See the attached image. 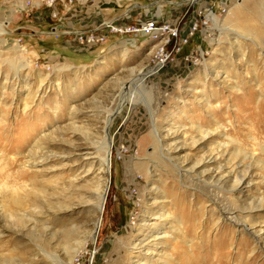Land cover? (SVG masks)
I'll return each instance as SVG.
<instances>
[{
    "label": "rangeland",
    "instance_id": "1",
    "mask_svg": "<svg viewBox=\"0 0 264 264\" xmlns=\"http://www.w3.org/2000/svg\"><path fill=\"white\" fill-rule=\"evenodd\" d=\"M68 2L0 0V264H264V0ZM94 14L169 22L180 38L165 48L180 50L157 65L161 39L109 34L88 45L78 34L100 26ZM196 125L210 133L194 141ZM109 141L94 238L102 200L78 202L96 187L98 164L87 169ZM219 145L224 171L251 167L242 192L233 176L216 186L195 165ZM238 217L260 234L236 230ZM157 234L159 253L146 252Z\"/></svg>",
    "mask_w": 264,
    "mask_h": 264
},
{
    "label": "bare ground",
    "instance_id": "2",
    "mask_svg": "<svg viewBox=\"0 0 264 264\" xmlns=\"http://www.w3.org/2000/svg\"><path fill=\"white\" fill-rule=\"evenodd\" d=\"M196 126H197L196 128H198V130L196 131V133L199 135V138H197L195 140V137L196 136H193L192 139L194 141H197L198 139H202L207 134L210 133L209 130H207V129L204 128V125L203 126L196 125ZM171 129L172 128H170V130ZM175 132H177V130H175ZM163 137H165V135ZM109 142L110 143H108V144L110 145V151H109L107 157H104V158L100 159L99 162L98 161L95 162V160H92V162H90V167L87 169L88 172H93L94 171V170H92L93 166L98 164V169L100 170V172L98 173V178H97V181L98 182L96 183V187L93 188L92 190H90V192H87L86 193V196L83 197V198H81L79 200V202H78V204H80V203L89 202L92 199H93V201L94 200L95 201H98L100 199L102 200V203L99 204V208H98V211L100 213V217L99 218H96L94 220L92 231H90L91 234L94 232V238H96L97 237V234H98L97 232H95V230L96 229H99V228L101 229V215L104 213V209H105V206H104L105 205V199H106V197L108 195L109 188H110V181L107 179V175L108 174L110 175L111 172H112V162H113L112 160H113V157H112V151H111L112 148L111 147L113 145V142L112 141H109ZM222 147H223V145H219L216 149H213L210 153H208L201 160H198L195 165H199L200 164L201 166H205V167L207 166V170H206L207 173H205L206 174L205 177L208 180H210L211 183L216 184V186H220V187H223L224 186L223 185V181H224L223 179H225L224 176L226 174L227 175L229 174V176H233L234 177V182H233V186H231L232 189L235 190V191L238 190L239 192H242L243 187H245L247 185V176L249 175V170H250L251 167L249 168V170L247 172H243V168H242L243 165H242V163H240L238 165L235 164V166H228L229 169L228 170L226 169L227 171L226 170L224 171L223 170L224 169V165L221 164V161H222V158H223L224 153L227 152V151H226V148L224 149ZM174 149H175L174 147L168 146L166 150H163L162 149V151H164L165 157L170 162H173L174 163V166H176L177 168H180L182 170V176L183 177L184 176H187V175L191 177L190 171L193 170V169L190 170L189 167L187 168V165L185 164L186 163L185 160L182 161V162H174V158H173L174 155H172V150L174 151ZM81 153L84 154V156L86 158H93L92 155L94 154L90 150L89 151L82 150ZM253 155L251 157L252 160H253ZM244 169H245V166H244ZM73 187H74V185H73ZM63 206H64L63 207V212H67V211H71V210L75 209V208H72L71 206H68V204H65ZM148 207H149V210H154V206L153 205L148 206ZM158 213L156 214V211L155 212L152 211V214L153 215L154 214L156 216L159 215V218L158 217L157 218L160 221L166 220L163 214H158ZM235 216H237V215H235L233 213H231V214L229 213L226 216V218L231 219L232 217H235ZM29 220H30V218L27 217L26 218V221H29ZM237 223L239 224V226L236 227V230H239L240 232L246 231V232H250V234H255L257 236V234H260V232L262 230V229H257V230L255 229L254 230L255 227L254 226H251L252 223L250 224L249 222H247V220H243L240 217H238ZM5 231H6L5 229L0 230V236L4 235L5 234ZM69 231H72V230L69 229ZM158 235L159 234H157V235H150L149 236V238H151V242H147V245L151 244V247H150L151 249L148 248L146 252H149L150 251V253H153V252L159 253V252L156 251V247L161 243V240L162 239H160L161 236H158ZM86 243H87V241L86 242L81 241V242L77 243L76 246H75V248L72 251V255L73 256L74 255H78L79 251L84 248V246L86 245ZM146 263L147 262H145V264Z\"/></svg>",
    "mask_w": 264,
    "mask_h": 264
},
{
    "label": "built area",
    "instance_id": "3",
    "mask_svg": "<svg viewBox=\"0 0 264 264\" xmlns=\"http://www.w3.org/2000/svg\"><path fill=\"white\" fill-rule=\"evenodd\" d=\"M59 0H27L28 4L32 6L37 4H47L48 6H54ZM66 2V0H63ZM68 3H72V0H69ZM52 15L58 17L57 10H53ZM198 23L191 25V31L197 29ZM109 34H119L121 36L134 35V36H144L148 37L151 40L161 39L162 44L157 51V65H164L172 52L179 51L180 47L174 44L172 50L167 51L165 46L175 39H179V30L173 24L166 21H159L155 18L146 19L142 22L136 24L122 23L117 19H111L102 22L100 26L95 29L79 32L78 38L81 42H84L88 45H95L104 42ZM182 39L183 43H187L188 39ZM180 42V43H182Z\"/></svg>",
    "mask_w": 264,
    "mask_h": 264
},
{
    "label": "crops",
    "instance_id": "4",
    "mask_svg": "<svg viewBox=\"0 0 264 264\" xmlns=\"http://www.w3.org/2000/svg\"><path fill=\"white\" fill-rule=\"evenodd\" d=\"M77 8L76 9H73L72 10V13L68 16V20H67V23H70V22H73V21H75V20H73L74 18H76V19H79L78 18V14L76 13L77 12ZM131 15V14H130ZM79 17H82L81 15L79 16ZM84 17H91L90 15L89 16H83V19L82 20H85V21H87V19H84ZM94 18L93 19H95V20H91V22H94V21H96V22H101L102 20H103V18H100V17H98V14L96 15V14H94V16H93ZM119 17H121V16H119ZM130 17H128V19H129ZM111 19H113V18H111ZM115 19V18H114ZM106 20H110V19H105V20H103L102 22H104V21H106ZM145 20V19H144ZM144 20H142V21H144ZM126 21H129V20H126ZM141 21V22H142ZM83 24H84V22H83ZM98 24H100V23H98ZM97 24V25H98ZM102 24V23H101ZM97 25H96V27H97ZM95 27V26H94ZM93 27V28H94ZM135 37H137V36H135ZM130 38V37H129ZM131 38H133V37H131ZM130 38V39H131ZM123 40V39H122ZM84 52V51H83Z\"/></svg>",
    "mask_w": 264,
    "mask_h": 264
}]
</instances>
